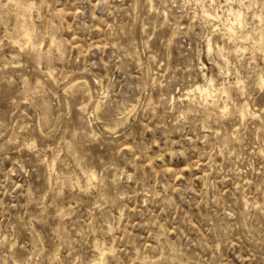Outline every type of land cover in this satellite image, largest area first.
<instances>
[{
    "label": "rangeland",
    "instance_id": "1",
    "mask_svg": "<svg viewBox=\"0 0 264 264\" xmlns=\"http://www.w3.org/2000/svg\"><path fill=\"white\" fill-rule=\"evenodd\" d=\"M211 2L0 0V264H264V0Z\"/></svg>",
    "mask_w": 264,
    "mask_h": 264
},
{
    "label": "bare ground",
    "instance_id": "2",
    "mask_svg": "<svg viewBox=\"0 0 264 264\" xmlns=\"http://www.w3.org/2000/svg\"><path fill=\"white\" fill-rule=\"evenodd\" d=\"M226 1H229V0H226ZM232 1V0H231ZM238 1V0H237ZM214 2H215V0H214ZM213 2V3H214ZM210 3H212L211 2V0H210ZM228 3H230V2H228ZM239 3V2H238ZM240 3H242V1L240 2ZM239 3V4H240ZM150 5H152V4H150ZM31 6V5H30ZM28 8V7H27ZM203 8V7H202ZM201 8V9H202ZM234 8V7H233ZM232 7H230L229 9H228V11H229V14H230V16H231V18H233V20L230 22V25L229 26H227L228 27V29H229V31H230V34H231V36H232V33H234V31H235V29L236 28H239V27H234V25L233 24H235V25H237V26H240V28L241 27H243L242 26V24H243V21H242V14H241V10L240 9H233ZM26 9V8H25ZM207 9V8H206ZM209 10V9H208ZM244 10V9H243ZM254 11H256V10H254ZM204 12V14L206 13V11H203ZM257 12H260L259 11V9H258V11ZM207 13H208V15H209V12L207 11ZM228 13V12H227ZM242 13H244V12H242ZM254 14V13H253ZM218 15V14H217ZM256 15H258V13L256 14ZM255 15V16H256ZM211 16H212V14H211ZM210 16V17H211ZM25 17V16H24ZM214 17V16H213ZM258 18H260L259 16H258ZM22 19V18H21ZM227 19H230V17H228ZM258 20V19H257ZM260 20V19H259ZM224 21V20H223ZM258 22V21H257ZM23 23V22H22ZM227 23H229V22H227ZM212 24H214V23H212ZM260 24V23H259ZM218 25V24H217ZM214 26H216V25H214ZM213 26V27H214ZM19 27V26H18ZM23 28V27H22ZM21 28V29H22ZM213 29V28H212ZM223 30V29H222ZM26 31V30H25ZM248 32H249V30H248ZM26 33V32H25ZM24 33V34H25ZM241 33V32H240ZM245 33V32H244ZM250 33V32H249ZM256 33V32H255ZM259 33V32H258ZM29 34V33H28ZM229 34V35H230ZM234 34H237V33H234ZM247 34V33H246ZM228 35V36H229ZM260 35V34H259ZM26 36V35H25ZM28 36V35H27ZM239 36V35H238ZM250 36V35H249ZM230 37V36H229ZM237 37V36H236ZM246 37V36H245ZM258 37V36H257ZM261 37V36H260ZM231 38V37H230ZM241 38V37H240ZM259 38V37H258ZM14 39V38H13ZM252 39V38H251ZM16 40V39H15ZM229 40V39H228ZM232 40V39H231ZM230 40V41H231ZM235 40V39H234ZM245 40V39H244ZM52 41V40H51ZM237 41V40H236ZM241 41H243V40H241ZM246 41V40H245ZM252 41V40H251ZM254 41V40H253ZM16 42V41H15ZM232 42V41H231ZM258 42V41H257ZM13 43V42H12ZM23 43H24V41H23ZM53 43V42H52ZM19 46V45H18ZM22 46V45H21ZM206 46H207V49L208 50H211L212 48L213 49H215V51H216V53L217 54H220L221 53V51L223 50V49H225V48H229L230 46H225V45H219L217 42H216V40H215V44H213L212 43V38H208V40H207V44H206ZM243 45H240V44H236V45H234V48L233 49H231L234 53H236L235 55H237L238 53H241V52H243V51H245L244 49L246 48V47H242ZM252 46H254V45H252ZM20 47V46H19ZM231 47H233V45L231 46ZM256 48V47H255ZM233 53V54H234ZM239 60V59H238ZM227 66V65H226ZM213 76L212 75H210L209 74V76H207V75H205L204 76V80H206L207 82H208V84H207V86H205L206 84H203V83H195V86L193 87V88H191V89H189L188 90V92H192L193 93V91H197V92H199L200 94H202V96L203 95H205L204 97H205V99H204V101L205 100H207V97L210 95V91H211V89H212V87H213V84H212V81H213ZM240 79V78H239ZM239 79H234L236 82L235 83H238V84H240L239 83V81H237V80H239ZM261 79V78H260ZM264 79V78H263ZM225 82V81H224ZM243 82V81H242ZM241 82V83H242ZM227 83V82H226ZM225 83V84H226ZM234 83V84H235ZM261 83V82H260ZM223 84V83H222ZM228 84H230V86L229 87H231V85H232V83L229 81V83ZM262 84H263V82H262ZM227 85V84H226ZM237 85V84H236ZM233 86V85H232ZM238 86V85H237ZM262 86V85H261ZM215 87V86H214ZM234 87V86H233ZM239 87H240V85H239ZM238 87V88H239ZM219 88V87H218ZM237 88V89H238ZM217 89V88H216ZM221 91H222V94L223 93H225V94H229L228 92H229V88H228V86L226 87V86H222L221 85ZM213 90V89H212ZM221 91H219L220 93H221ZM217 92V91H216ZM196 93V92H195ZM195 93H194V96H195ZM199 93H197L198 95H199ZM213 93L214 92H212V95H213ZM215 94V93H214ZM217 95V94H216ZM215 95V96H216ZM230 96H231V90H230V94H229ZM201 96V95H200ZM218 97V96H217ZM219 97H223V96H219ZM227 97V96H226ZM229 97V96H228ZM215 99V98H214ZM227 99V98H226ZM211 99H209V101H210ZM217 100V99H216ZM208 101V102H209ZM212 101V100H211ZM219 101H220V99H219ZM233 101V100H232ZM207 102V103H208ZM223 102H224V99H223ZM227 102H228V100H227ZM233 103V102H232ZM244 103H246L247 104V102H244ZM209 104H210V102H209ZM208 104V105H209ZM230 104V103H229ZM211 105H212V103H211ZM211 105H209V106H211ZM227 106H228V103L226 104ZM233 105V104H232ZM244 105V104H243ZM218 106V105H217ZM229 107V106H228ZM227 107V108H228ZM230 108V107H229ZM228 108V109H229ZM251 108V107H250ZM249 108V109H250ZM218 109V108H217ZM248 109V108H247ZM224 110H226V107L224 106L223 107V111ZM245 110V109H244ZM220 111V110H219ZM238 111H239V109H238ZM243 111V110H242ZM252 111V110H251ZM226 112H229V111H226ZM241 112V111H240ZM246 112V111H245ZM252 113V112H251ZM222 114V113H221ZM225 114V113H224ZM239 114V113H238ZM251 116H252V114H251ZM243 117H244V115H243ZM102 251V250H101ZM103 252V251H102ZM101 254V253H100ZM99 254V255H100ZM103 254H104V252H103ZM101 256V255H100ZM100 258V257H99ZM102 258V257H101ZM100 258V259H101ZM101 261V260H100ZM98 264V263H97Z\"/></svg>",
    "mask_w": 264,
    "mask_h": 264
}]
</instances>
